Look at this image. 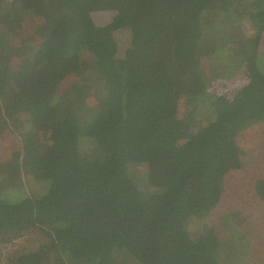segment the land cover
Instances as JSON below:
<instances>
[{"label":"trees","instance_id":"1","mask_svg":"<svg viewBox=\"0 0 264 264\" xmlns=\"http://www.w3.org/2000/svg\"><path fill=\"white\" fill-rule=\"evenodd\" d=\"M263 36L264 0H0V245L29 243L7 264H244L250 219L210 214L264 123Z\"/></svg>","mask_w":264,"mask_h":264},{"label":"rangeland","instance_id":"2","mask_svg":"<svg viewBox=\"0 0 264 264\" xmlns=\"http://www.w3.org/2000/svg\"><path fill=\"white\" fill-rule=\"evenodd\" d=\"M106 19L110 18V15L103 13L97 15ZM96 15L94 16L95 23L100 19ZM237 22L230 24V28L227 29V32L233 31V26H240L241 31L248 39L254 37L255 30L253 25L248 19V15H240L237 17ZM105 21V22H106ZM217 25L221 24V19L216 21ZM104 24V23H102ZM219 24V25H220ZM29 30L32 33L33 27L30 25ZM116 44L119 50H122L126 45L127 37L122 33H117L116 35ZM262 43L264 44V36L262 37ZM237 40H233L235 44ZM75 81V77L71 76L66 79L64 88L69 86ZM213 83L218 86L220 93L224 94L227 97H232L236 95L243 87L242 82H235L233 79L229 78H220L215 79ZM0 105H3V100L0 99ZM181 109L183 112L187 110L185 106V100L181 101ZM6 134V133H4ZM4 137V142L7 149H3L5 155H10L12 150H17L19 147L18 139L13 136ZM238 148L241 153V167L240 169L234 171L230 176L226 177V180L230 178L229 183L224 187L222 194V199L219 205L213 210L210 215H229L236 217L235 219L239 220L241 214L244 213L247 219H250L253 235L251 236L246 230L239 232L241 235L234 244L237 245L238 251L236 258L244 264H264V205L260 206L258 203L253 206L251 203L252 194L249 192L251 190L250 180L248 178L251 176L252 172L259 170L260 164L264 161V123L256 122L254 125L248 126L245 131L242 133L240 138H238ZM3 160V159H1ZM249 201V202H248ZM223 210V211H221ZM220 239L217 243L216 253L219 255L222 247H228L227 242L223 240L225 234H220ZM34 237H30L29 241L32 242ZM29 247V243H25V240L17 239L12 241L10 244H1L0 245V264H7V260L10 256L18 253V249L22 247Z\"/></svg>","mask_w":264,"mask_h":264}]
</instances>
